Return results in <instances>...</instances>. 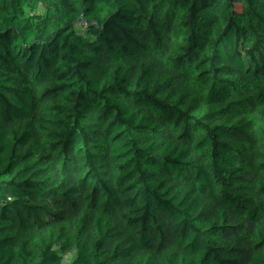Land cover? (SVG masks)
I'll return each instance as SVG.
<instances>
[{
  "label": "trees",
  "instance_id": "16d2710c",
  "mask_svg": "<svg viewBox=\"0 0 264 264\" xmlns=\"http://www.w3.org/2000/svg\"><path fill=\"white\" fill-rule=\"evenodd\" d=\"M0 264H264V0H0Z\"/></svg>",
  "mask_w": 264,
  "mask_h": 264
},
{
  "label": "built area",
  "instance_id": "2783aa9c",
  "mask_svg": "<svg viewBox=\"0 0 264 264\" xmlns=\"http://www.w3.org/2000/svg\"><path fill=\"white\" fill-rule=\"evenodd\" d=\"M210 0H177L179 4H182L184 6L188 7H198L201 8L206 6L209 3ZM208 90L202 85L200 89L197 92V96H203Z\"/></svg>",
  "mask_w": 264,
  "mask_h": 264
},
{
  "label": "rangeland",
  "instance_id": "374dc122",
  "mask_svg": "<svg viewBox=\"0 0 264 264\" xmlns=\"http://www.w3.org/2000/svg\"><path fill=\"white\" fill-rule=\"evenodd\" d=\"M203 86L208 90L209 92L211 91V84L210 83H204ZM198 97V96H197Z\"/></svg>",
  "mask_w": 264,
  "mask_h": 264
},
{
  "label": "water",
  "instance_id": "95a60500",
  "mask_svg": "<svg viewBox=\"0 0 264 264\" xmlns=\"http://www.w3.org/2000/svg\"><path fill=\"white\" fill-rule=\"evenodd\" d=\"M204 77H205V74H204V76H203V80H204Z\"/></svg>",
  "mask_w": 264,
  "mask_h": 264
}]
</instances>
